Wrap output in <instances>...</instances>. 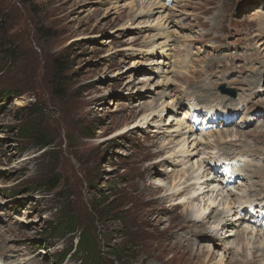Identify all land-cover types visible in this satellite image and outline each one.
<instances>
[{
  "label": "rangeland",
  "instance_id": "1",
  "mask_svg": "<svg viewBox=\"0 0 264 264\" xmlns=\"http://www.w3.org/2000/svg\"><path fill=\"white\" fill-rule=\"evenodd\" d=\"M158 3L0 0L4 264H88L90 256L73 257L74 251L56 262L85 232L96 242L91 264H217L223 248L213 250L215 243L205 239L214 233V219L201 229L188 226L196 210L168 194L171 178L192 177L201 160L207 170L214 156L247 160L242 187L226 193L223 203L264 204V91L257 94L264 86V0H169L161 14ZM161 17L166 24L160 28ZM165 40L169 46L161 59ZM55 59L64 64L63 86L53 82ZM173 101L180 106L173 109ZM189 103L210 109L230 104L239 116L199 134L206 144L184 166L173 156ZM162 106V115L140 122ZM26 125L53 144L40 148L24 139L18 130ZM225 129L244 137L218 140L215 134ZM66 211L78 220L76 233L54 229ZM175 234L188 239L178 244ZM235 244L224 264L263 263V252L236 253ZM207 247L210 260L203 254ZM118 250L124 252L118 256Z\"/></svg>",
  "mask_w": 264,
  "mask_h": 264
},
{
  "label": "bare ground",
  "instance_id": "2",
  "mask_svg": "<svg viewBox=\"0 0 264 264\" xmlns=\"http://www.w3.org/2000/svg\"><path fill=\"white\" fill-rule=\"evenodd\" d=\"M158 1H161V5H159V3L157 4L159 7L158 8H155L157 9V11H159V13L161 12L162 13V10L164 11L165 8H163V6L166 4V2H168L169 0H158ZM143 3V2H142ZM143 6V5H142ZM141 6H139V9H140ZM156 7V6H155ZM144 8V7H143ZM149 9V8H148ZM153 9V8H152ZM150 8V10H152ZM149 10V11H150ZM140 11V10H139ZM142 12V11H141ZM147 11H145L144 13H146ZM151 12V11H150ZM154 13V12H153ZM156 13V12H155ZM158 13V14H159ZM160 13V14H161ZM147 15H149L148 13H146ZM159 14V15H160ZM140 15V14H138ZM142 15V14H141ZM140 15V16H141ZM137 16V15H136ZM161 21L159 23L158 21V25L162 24V20L164 18H160ZM159 20V17L158 19ZM166 21V20H164ZM164 25L166 24L165 22H163ZM167 26V25H166ZM159 27V26H157ZM168 27V26H167ZM160 28H161V25H160ZM168 29V28H167ZM161 31V30H160ZM163 32V31H162ZM163 35V34H162ZM161 35V37H162ZM165 37V36H164ZM165 39V38H163ZM172 40V39H171ZM166 41V40H165ZM154 42V41H153ZM160 43V42H159ZM167 43L164 42V44ZM170 43V42H169ZM163 44V45H164ZM161 45V47L163 46ZM152 46V45H150ZM157 46V44H156ZM155 46V47H156ZM169 45L165 44L162 49H161V53H166L167 51H164V49L166 47H168ZM154 47V48H155ZM157 50V49H156ZM167 50V49H166ZM164 53H163V56L161 57V59H163L165 56H164ZM181 61V60H180ZM179 61V62H180ZM160 63H163L164 66H167L169 64L166 63L165 65V61H160ZM165 70V69H164ZM261 78V77H260ZM257 84V83H256ZM261 84V83H260ZM260 87V86H259ZM264 91V86L261 85V88L258 90L257 94L258 93H262ZM170 95V93H168ZM259 95V94H258ZM171 101V100H170ZM175 101V100H174ZM174 101L172 102V107L173 109H175L176 107L180 106V103L177 102L176 105H173L174 104ZM230 101V100H228ZM227 102V101H226ZM233 102V101H232ZM231 102H227V104ZM15 104H20V102L17 100L15 101ZM163 104V103H162ZM196 104V103H195ZM193 103H189V107L190 106H193L195 105ZM230 104L229 105H226L225 107H218V108H212L210 109V107H207V108H200L202 109L198 115H200L201 117H203L204 115H208L207 116L209 119H215L217 120V124L220 125L219 121H220V118L223 117L225 119L226 122H229L230 121V116L232 114L233 117H236L238 114V110L236 108H232L230 107ZM161 106V105H160ZM165 106V105H164ZM162 106L160 110H152L151 111V114L148 115V116H144L140 122H143L144 121L147 123L149 117L151 115H157L158 117L160 116V114L162 115V113H164V109L165 107ZM196 106H200L198 104H196ZM188 107V106H187ZM145 109V106L143 107ZM172 109V108H171ZM199 109V110H200ZM219 109V110H218ZM168 110V109H167ZM213 110V113L211 114V111ZM237 111V112H236ZM184 113L181 115V117L184 118V127L187 123V120L186 118L189 116V108H186L184 111ZM216 113V114H215ZM262 113V112H261ZM211 114V115H210ZM264 118V117H263ZM180 119V118H179ZM152 121V120H150ZM149 121V123H150ZM225 121H220L222 124L226 123ZM250 121V120H249ZM249 121L246 123L248 124ZM173 122V121H172ZM254 122V121H253ZM252 122V123H253ZM181 119L179 121H177V128L179 129L180 126H181ZM256 123V121H255ZM254 123V124H255ZM140 123H138L139 125ZM253 124V125H254ZM166 125V124H165ZM171 125V124H170ZM176 125V124H174ZM173 125V126H174ZM246 126V125H245ZM160 127V126H159ZM158 127V128H159ZM199 127H202V126H199ZM219 127V126H218ZM162 128V127H161ZM176 128V127H175ZM173 128V129H175ZM246 128V127H245ZM169 129V128H168ZM184 129V132H181L178 131L176 129V131L174 133H179L181 132V137L182 138V141L178 144L177 143V146L174 147V148H177L178 147V150L176 151L175 155L173 156L174 159L176 158V160H178L180 163H182V165L185 166V164H189L188 161L190 159H192L193 156H196V155H199V152L201 151L200 150V147L202 148V144H206L202 139H198L197 136L199 135L197 132H192L190 131L189 129H186L185 128H182ZM167 130V129H166ZM206 130V129H205ZM229 130V129H228ZM242 130V129H241ZM220 132V131H219ZM216 133V137L217 139L219 140H227V138H230L229 142L227 143H233L236 141L237 138H243L244 137V133H241L239 131H235V132H229L227 131V129H225V131H223L222 133ZM246 133V132H245ZM123 134V133H122ZM173 137V134H171ZM179 135V136H180ZM175 137V136H174ZM202 137V136H201ZM214 137L215 136H209L208 140L210 139V141H213L214 140ZM168 138V137H167ZM170 138V137H169ZM173 139V138H172ZM181 140V139H180ZM177 141V140H176ZM174 142V141H173ZM171 144V142H170ZM176 144V143H174ZM172 145V144H171ZM204 147V146H203ZM170 150V149H169ZM172 150V149H171ZM204 155V154H202ZM204 157V156H203ZM239 155L236 158V161L238 162H241L239 159ZM200 158V157H199ZM234 158V157H233ZM232 158V159H233ZM204 159V158H203ZM206 159V158H205ZM200 160V159H199ZM246 164V160H244ZM201 162L199 166H197V168L195 170H193V175L192 177L188 176V177H185L184 179H182L183 177H173L171 178V188L168 189V193L170 197H172V199H176L175 201H182L181 203H186L188 208L195 211L194 212V215H190L192 217V221L191 223H189L188 226H193L195 227L196 229H201L204 227V223H209L208 221L214 219V222L213 224L211 225L210 229L214 232V233H210L211 236H206L205 239H207V241L209 243H215V244H212L213 247L212 249H216V247H219L221 246L223 248V256H221V259L219 260V262L217 264H224L227 260H226V257L230 255V250L233 248L234 244H229V239L235 237L236 235H239V239L237 241V244H235L236 246L234 247L233 251H235L236 253H244L246 252V254H250L249 252L251 250H255V251H259V252H263L260 257L262 258L261 261L263 262L262 264H264V204H251L250 202L247 203L246 205H242V206H245L247 207V212L249 213V215L251 216V220L253 223H255L256 225H252V224H247V223H243V224H240L239 226H237L236 224V221L233 222V224H231V227L228 228V231H226L224 234H223V237L222 239L218 240L217 238V235L216 233L218 231H221L222 229H219L221 223L223 222L222 219H225L227 217L230 216L231 212L236 209V208H231L229 207V203H223L222 199L225 198L226 196V193H233L232 189H228V191H223L222 188H221V184L220 183H217V182H212L211 179H209L210 177V173L212 172V169L209 168V167H213L215 166V163L213 162H209L208 164V169L206 170L205 167L206 166H202L201 164L204 163V160H201L199 161ZM192 164V163H191ZM190 169V168H189ZM221 171V168L219 169V172ZM192 173V172H191ZM205 173V175H204ZM159 183V182H158ZM246 183V182H245ZM160 184V183H159ZM241 186V182H240V185ZM167 194V193H166ZM167 194V195H168ZM166 196V195H165ZM166 198L168 199L169 197L166 196ZM247 198V196H244L243 199L245 200ZM170 199V198H169ZM164 201V200H163ZM172 201V200H171ZM243 204V202H242ZM251 204V205H249ZM179 205V204H178ZM184 205V204H183ZM216 209V210H215ZM215 210V212L217 211H221L222 214H224L222 217V214L218 215V213H214L213 211ZM214 213V215H213ZM211 215H213L211 217ZM215 217V218H214ZM185 228H187V226H185ZM209 229V230H210ZM224 230V229H223ZM202 231V230H201ZM211 232V231H210ZM228 232V233H227ZM204 233V232H203ZM220 235H222V232H218ZM256 233V234H255ZM213 234H215V236H213ZM173 235V234H172ZM189 235V234H188ZM206 235V234H205ZM177 236V237H176ZM190 237V236H189ZM177 239L178 241V244H181V242L184 243L183 239H188L186 238V236H184L183 234L181 235H176L175 234V239ZM193 238V237H192ZM227 240H226V239ZM234 241V240H232ZM196 242V241H195ZM187 243V242H186ZM232 243V242H230ZM184 246V245H183ZM187 248V249H186ZM189 248H191V246H186L185 249L186 250H189L187 251L188 253L191 251ZM256 248V249H255ZM211 248H206V252H204L203 254H205V257L206 258H209L208 260L211 259L212 255H213V251H212ZM250 256V255H249ZM257 260V259H256ZM254 261V260H252ZM242 263V262H241ZM254 263L256 264V261H254ZM0 264H4L3 261L0 259ZM22 264V263H20ZM258 264V263H257Z\"/></svg>",
  "mask_w": 264,
  "mask_h": 264
},
{
  "label": "trees",
  "instance_id": "3",
  "mask_svg": "<svg viewBox=\"0 0 264 264\" xmlns=\"http://www.w3.org/2000/svg\"><path fill=\"white\" fill-rule=\"evenodd\" d=\"M12 53V52H10ZM64 72V64L60 59H55L53 61V67H52V74H53V82L56 86L64 85V82H62V74ZM21 111H29V108H23ZM20 136H22L24 139H28L31 141H34L36 145L40 148H48L53 143L48 140L47 135L39 130L34 125H26L22 129L18 130ZM51 181V180H50ZM49 180L45 181L44 186L49 185ZM57 184L51 186L52 188H55ZM79 227L78 220L76 216H74L72 213L70 214L69 211L64 213V216H62L61 219V225L56 226L54 229L56 231H63L65 233L73 234L76 233L77 229ZM87 233H83L82 236H80L78 243L74 248H69L65 253L61 254L58 258H56V262H62L65 260L68 256L71 257V253H73V257H78L80 254H83L85 256H90V260L88 261V264L92 263L93 258L96 260V242L94 236H89ZM117 253L118 256H120L121 253L124 252V250H118ZM115 256L116 258H119L118 256ZM120 259V258H119Z\"/></svg>",
  "mask_w": 264,
  "mask_h": 264
},
{
  "label": "water",
  "instance_id": "4",
  "mask_svg": "<svg viewBox=\"0 0 264 264\" xmlns=\"http://www.w3.org/2000/svg\"><path fill=\"white\" fill-rule=\"evenodd\" d=\"M222 94H225V95H230L231 97H235V92L233 91H225V90H222Z\"/></svg>",
  "mask_w": 264,
  "mask_h": 264
}]
</instances>
